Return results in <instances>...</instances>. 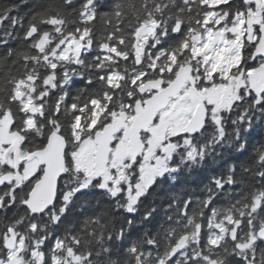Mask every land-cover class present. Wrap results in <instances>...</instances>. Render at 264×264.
<instances>
[{"label":"snow or ice","instance_id":"obj_1","mask_svg":"<svg viewBox=\"0 0 264 264\" xmlns=\"http://www.w3.org/2000/svg\"><path fill=\"white\" fill-rule=\"evenodd\" d=\"M0 264H264V0L0 6Z\"/></svg>","mask_w":264,"mask_h":264},{"label":"trees","instance_id":"obj_2","mask_svg":"<svg viewBox=\"0 0 264 264\" xmlns=\"http://www.w3.org/2000/svg\"><path fill=\"white\" fill-rule=\"evenodd\" d=\"M9 3V0H0V6L6 5Z\"/></svg>","mask_w":264,"mask_h":264}]
</instances>
